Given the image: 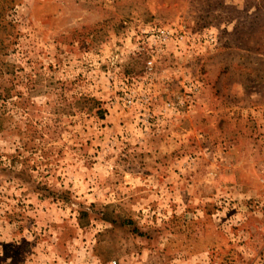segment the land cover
Returning a JSON list of instances; mask_svg holds the SVG:
<instances>
[{
  "label": "rangeland",
  "instance_id": "obj_1",
  "mask_svg": "<svg viewBox=\"0 0 264 264\" xmlns=\"http://www.w3.org/2000/svg\"><path fill=\"white\" fill-rule=\"evenodd\" d=\"M113 260L264 264V0H0V264Z\"/></svg>",
  "mask_w": 264,
  "mask_h": 264
},
{
  "label": "trees",
  "instance_id": "obj_2",
  "mask_svg": "<svg viewBox=\"0 0 264 264\" xmlns=\"http://www.w3.org/2000/svg\"><path fill=\"white\" fill-rule=\"evenodd\" d=\"M84 100L88 105V109H95V113L99 116V118L104 117L105 109L101 107L99 100L93 98L92 96H85Z\"/></svg>",
  "mask_w": 264,
  "mask_h": 264
},
{
  "label": "built area",
  "instance_id": "obj_3",
  "mask_svg": "<svg viewBox=\"0 0 264 264\" xmlns=\"http://www.w3.org/2000/svg\"><path fill=\"white\" fill-rule=\"evenodd\" d=\"M161 34H162V37H163L164 39L167 38V36H165V34H164L163 32H162ZM164 39H161V40H164ZM149 63H151V62H149ZM111 264H117V262H116L115 260H113V261L111 262Z\"/></svg>",
  "mask_w": 264,
  "mask_h": 264
}]
</instances>
